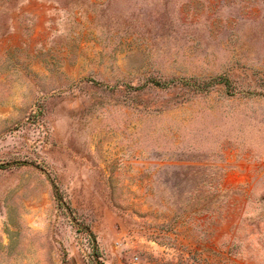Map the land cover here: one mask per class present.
<instances>
[{"label":"rangeland","instance_id":"obj_1","mask_svg":"<svg viewBox=\"0 0 264 264\" xmlns=\"http://www.w3.org/2000/svg\"><path fill=\"white\" fill-rule=\"evenodd\" d=\"M0 264H264V0H0Z\"/></svg>","mask_w":264,"mask_h":264}]
</instances>
